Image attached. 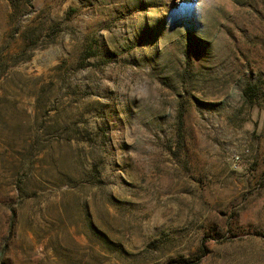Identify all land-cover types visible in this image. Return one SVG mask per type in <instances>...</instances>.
<instances>
[{"label":"rangeland","instance_id":"374dc122","mask_svg":"<svg viewBox=\"0 0 264 264\" xmlns=\"http://www.w3.org/2000/svg\"><path fill=\"white\" fill-rule=\"evenodd\" d=\"M0 264H264V0H0Z\"/></svg>","mask_w":264,"mask_h":264},{"label":"trees","instance_id":"16d2710c","mask_svg":"<svg viewBox=\"0 0 264 264\" xmlns=\"http://www.w3.org/2000/svg\"><path fill=\"white\" fill-rule=\"evenodd\" d=\"M256 95V87L254 85H248L244 90V96L248 99H252Z\"/></svg>","mask_w":264,"mask_h":264}]
</instances>
